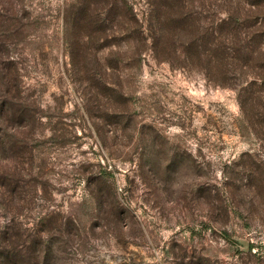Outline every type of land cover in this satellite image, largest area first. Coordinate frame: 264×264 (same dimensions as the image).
<instances>
[{"label":"rangeland","instance_id":"1","mask_svg":"<svg viewBox=\"0 0 264 264\" xmlns=\"http://www.w3.org/2000/svg\"><path fill=\"white\" fill-rule=\"evenodd\" d=\"M0 264H264V0H0Z\"/></svg>","mask_w":264,"mask_h":264},{"label":"trees","instance_id":"2","mask_svg":"<svg viewBox=\"0 0 264 264\" xmlns=\"http://www.w3.org/2000/svg\"><path fill=\"white\" fill-rule=\"evenodd\" d=\"M225 22V21H224ZM193 39V38H192ZM192 39L191 40V45L192 43ZM145 37L144 36H139V41L143 44V42H145ZM202 42H203V46L207 45V44H211L213 46V49H209L207 55L210 57V59L215 63L214 65L218 64V62H221V68L222 69V60L217 59V55L220 53L224 54L226 53V49L228 48L227 46V40L226 37H220L218 38V42L214 43V41L212 40V36L210 33H206L203 35L202 37ZM201 46V44H199ZM225 45H226V49H225ZM197 51V50H196Z\"/></svg>","mask_w":264,"mask_h":264}]
</instances>
